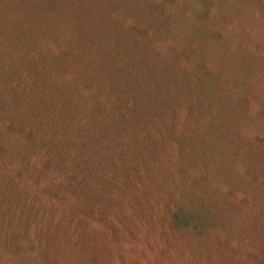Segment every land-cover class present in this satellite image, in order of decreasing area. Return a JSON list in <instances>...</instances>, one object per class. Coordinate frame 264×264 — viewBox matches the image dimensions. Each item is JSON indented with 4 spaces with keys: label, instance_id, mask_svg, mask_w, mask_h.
I'll return each mask as SVG.
<instances>
[{
    "label": "trees",
    "instance_id": "obj_1",
    "mask_svg": "<svg viewBox=\"0 0 264 264\" xmlns=\"http://www.w3.org/2000/svg\"><path fill=\"white\" fill-rule=\"evenodd\" d=\"M251 3L0 0V264L91 259L120 237L144 262L264 264L238 137L259 138Z\"/></svg>",
    "mask_w": 264,
    "mask_h": 264
},
{
    "label": "rangeland",
    "instance_id": "obj_2",
    "mask_svg": "<svg viewBox=\"0 0 264 264\" xmlns=\"http://www.w3.org/2000/svg\"><path fill=\"white\" fill-rule=\"evenodd\" d=\"M255 14L252 15L251 20L259 22L256 27H260L254 32H261V35L264 36V0H252ZM264 43V37L262 39ZM261 62L264 65V51L260 56ZM254 84L252 92L250 93L251 103L247 116L253 120V125H248L252 130H249L250 136L258 135L259 138L253 139L251 141L249 138L240 134L238 137L243 141L244 145V155H243V168L247 169L248 173L243 176L244 180H257L254 184L256 187H264V116L259 118L258 109L261 107L264 108V77L258 78L254 77ZM263 101V102H262ZM259 107V108H258ZM254 108V109H253ZM242 150V151H243ZM259 173V174H258ZM261 183V184H260ZM264 194V189H262ZM177 227H181V223H175ZM122 239V240H121ZM143 245H146V248H155L151 247V244L148 243V240L140 234L137 238ZM125 242V241H124ZM123 237H120L119 240L113 241L114 245L112 249L111 242L109 244L96 243L93 245L92 249V258L86 260H74L71 258L61 259L58 258L56 262H50L49 264H175V261H172L169 255L165 253H155L150 257H145V262L143 259H140L133 254H126L118 246H122ZM124 246H127V242L124 243ZM156 246V245H155ZM59 252H63V248L56 249ZM79 259V258H77ZM180 264V261L177 262Z\"/></svg>",
    "mask_w": 264,
    "mask_h": 264
}]
</instances>
